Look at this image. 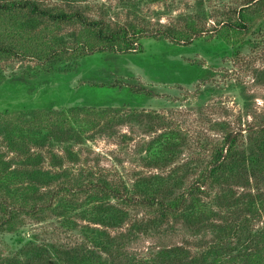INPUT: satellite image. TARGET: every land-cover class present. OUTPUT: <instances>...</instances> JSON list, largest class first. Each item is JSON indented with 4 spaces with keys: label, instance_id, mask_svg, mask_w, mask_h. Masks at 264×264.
Masks as SVG:
<instances>
[{
    "label": "rangeland",
    "instance_id": "1",
    "mask_svg": "<svg viewBox=\"0 0 264 264\" xmlns=\"http://www.w3.org/2000/svg\"><path fill=\"white\" fill-rule=\"evenodd\" d=\"M247 1L38 0L44 8L80 12L90 20L102 21L111 31L126 28L130 35L136 29L144 32L132 38L133 51H90L86 45L88 56L82 57L80 44L90 42L82 37V28L48 23L57 38L48 34L46 39L66 46L69 54L57 61H43L39 52L36 56L30 52L0 59V77L4 79L0 112L7 108L24 112L72 107L111 110L114 122L105 130H94L91 139L52 143L56 156L65 159L64 167L70 168L77 180L80 172L91 169L97 173L96 178L104 175L110 181H123L130 191L141 181L160 177L171 185L182 182V192L210 163L227 133L264 121V14L251 34L244 37L242 49L226 47L215 31L222 13L232 12ZM257 9L253 7L249 12ZM192 26L206 32L190 44L186 38L177 42L168 35L192 32ZM25 48L20 46L18 50L23 54ZM204 71L206 77L202 78ZM129 88L147 95H130ZM107 120H99L100 127ZM162 135L182 137L187 142L167 166L155 160L159 145L152 144ZM216 192H207L202 198L226 215V210L215 207ZM127 209L132 222L158 221L149 232L132 229L134 235L129 237L126 251L138 258L150 260L162 246H186L195 251L212 239L211 234L207 240L203 234L195 238L177 219L160 222L151 209ZM131 224L108 231L112 236L127 235ZM62 232L57 219L40 225L28 222L20 234H0V244L10 252H18L33 235L69 242ZM21 239L23 244L17 242Z\"/></svg>",
    "mask_w": 264,
    "mask_h": 264
},
{
    "label": "trees",
    "instance_id": "2",
    "mask_svg": "<svg viewBox=\"0 0 264 264\" xmlns=\"http://www.w3.org/2000/svg\"><path fill=\"white\" fill-rule=\"evenodd\" d=\"M253 7L257 11L249 12ZM261 14L264 0H248L234 11L222 13L215 31L226 47L242 49L244 37L251 34ZM48 23L81 27L82 37L90 40L80 44L82 57L88 56L86 45L90 51H133L132 38L144 32L111 31L102 21L90 20L80 12L44 8L38 0H0V59L39 52L41 60L57 61L69 54L66 46L46 39L53 35ZM38 26L41 28L36 30ZM205 32L192 26V32L168 35L177 42L186 38L190 44ZM20 46L26 47L21 49L23 54ZM206 73L200 76L204 78ZM3 80L0 77V86ZM128 93L147 95L131 88ZM101 119H108L104 127H100ZM113 122L108 109L24 112L7 108L0 112V234H20L28 222L40 225L57 219L69 240L33 235L18 252L0 244V264H264V121L227 133L210 163L182 192V182L171 185L160 177L141 181L130 191L123 181H110L104 175L96 178L91 169L80 172L77 180L72 170L64 167L65 159L51 148L53 142L82 143L92 138L94 130H105ZM152 144L159 145L155 160L167 166L187 142L162 135ZM212 190L217 191L215 207L226 210V215L202 198ZM128 207L151 209L163 223L170 218L180 220L195 238L203 234L206 239L211 234L212 239L195 251L186 246H162L150 260L138 258L126 251L129 237L134 235L132 229L149 232L158 221L132 222ZM128 223L132 227L127 235L112 236L108 231Z\"/></svg>",
    "mask_w": 264,
    "mask_h": 264
}]
</instances>
